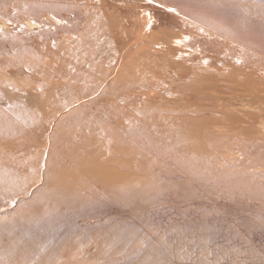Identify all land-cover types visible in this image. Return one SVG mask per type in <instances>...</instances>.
Masks as SVG:
<instances>
[{
    "label": "rangeland",
    "instance_id": "1",
    "mask_svg": "<svg viewBox=\"0 0 264 264\" xmlns=\"http://www.w3.org/2000/svg\"><path fill=\"white\" fill-rule=\"evenodd\" d=\"M0 23V162L28 155L1 263L264 264V143L227 123L264 106V0H0Z\"/></svg>",
    "mask_w": 264,
    "mask_h": 264
},
{
    "label": "bare ground",
    "instance_id": "2",
    "mask_svg": "<svg viewBox=\"0 0 264 264\" xmlns=\"http://www.w3.org/2000/svg\"><path fill=\"white\" fill-rule=\"evenodd\" d=\"M78 1V0H77ZM114 1V0H113ZM125 1V0H124ZM120 2H122V1H120ZM120 2H117L118 4H121ZM89 3V2H88ZM113 3H115V2H113ZM118 4H115L116 6L115 7H117V5ZM113 5V4H112ZM121 6H123L124 7V5L122 4ZM121 6H119V7H121ZM113 7H114V5H113ZM131 7V6H130ZM133 8H135V7H133ZM112 10H113V8H112ZM111 10V11H112ZM119 10V9H118ZM114 12V11H113ZM110 13V12H109ZM116 13V12H115ZM170 13V12H169ZM107 16V15H106ZM144 16V15H143ZM47 18V17H46ZM45 20V19H44ZM133 20V19H132ZM139 21V20H138ZM138 21H137V23H138ZM2 22V21H1ZM28 22V21H27ZM54 22V21H53ZM133 22H134V20H133ZM52 23V22H51ZM3 24V23H2ZM0 25H1V23H0ZM57 25V24H56ZM141 25V24H140ZM147 25V24H146ZM7 26V25H6ZM32 26V25H31ZM128 26H129V24H128ZM128 26H126V28L128 27ZM132 26H134V25H132ZM136 26V25H135ZM135 26H134V28H135ZM137 26H138V24H137ZM28 27V26H27ZM33 27V26H32ZM1 28V27H0ZM4 28V27H3ZM35 28V27H34ZM134 28H131L132 30H134ZM9 29V28H8ZM128 29V28H127ZM136 29H138L139 30V34L137 35V37L138 38H143V39H150V38H152V39H155V35H152V36H147V33L149 32V31H151V30H149L147 27H145V26H140L139 28L137 27ZM114 31V30H113ZM117 31V30H116ZM128 31V30H127ZM125 32V31H124ZM129 32V31H128ZM132 32V31H131ZM112 33H116L115 31L114 32H112ZM117 33H119V31H117ZM116 33V34H117ZM127 33V32H126ZM125 33V34H126ZM157 33V32H156ZM199 33V32H198ZM198 33H196V37H198ZM202 33V32H201ZM115 34V35H116ZM120 34H122V33H120ZM131 34V33H130ZM128 35V34H127ZM62 36V35H61ZM125 36V35H124ZM123 36V37H124ZM160 38V37H159ZM71 39H72V37H71ZM70 38H69V40H71ZM202 39H207V36H206V38H205V36L202 38ZM216 40H217V38H215ZM126 40V39H125ZM139 41V40H138ZM142 41V40H141ZM160 41V40H159ZM158 41V42H159ZM171 41H172V39H171ZM209 41H211V40H209ZM226 41V40H225ZM168 42V41H167ZM222 42H224V41H222ZM228 42V41H227ZM227 42H225V43H227ZM63 42L61 41V44H62ZM141 43V42H140ZM162 43V42H161ZM229 43H231V42H229ZM228 43V44H229ZM218 44H220L219 43V41H218V43L216 44V45H218ZM228 44H223L222 43V45H224V46H226V45H228ZM232 44V43H231ZM231 44H229V45H231ZM213 45H214V43H213ZM235 45V44H234ZM70 46V45H69ZM210 46V45H209ZM235 46H237V45H235ZM211 47V46H210ZM227 47V46H226ZM223 48V47H222ZM209 49V48H208ZM212 49V48H211ZM217 49V48H216ZM88 50V49H87ZM227 50H228V48H227ZM227 50H225V49H223L222 51L223 52H226ZM211 51V50H210ZM222 51H219V52H221L222 53ZM228 51H230V50H228ZM228 51L226 52V54L225 55H228ZM85 52V51H84ZM172 52V51H171ZM212 52V51H211ZM213 52H215V51H213ZM218 52V51H217ZM232 53V52H231ZM156 55V54H155ZM154 55V56H155ZM195 55V54H194ZM224 55V56H225ZM232 55H234V54H232ZM223 56V57H224ZM236 56V55H235ZM194 57V56H193ZM192 57V58H193ZM200 57V56H199ZM226 57H228V56H226ZM237 57V56H236ZM153 58V57H152ZM155 58V57H154ZM154 58H153V60H154ZM158 58V57H157ZM230 58H232L231 56H230ZM116 59V58H115ZM66 60V59H65ZM155 62H156V59L154 60ZM153 61V62H154ZM158 61V60H157ZM52 62V61H51ZM155 62H154V64H155ZM160 63H162V62H160ZM158 64V63H157ZM156 64V65H157ZM176 64H178V63H176ZM61 66V65H60ZM161 66V65H160ZM63 67V66H62ZM59 69V68H58ZM144 68H141L140 67V70H143ZM148 69V68H147ZM71 70V69H70ZM10 71V70H9ZM135 71V70H134ZM147 71V70H146ZM149 71H151V69H149ZM148 71V72H149ZM173 72V71H172ZM138 73H141V74H143L142 73V71H138ZM165 74V73H164ZM156 75V74H155ZM163 76V75H162ZM158 78V77H157ZM259 82V81H258ZM257 82V83H258ZM261 82V81H260ZM155 83V82H154ZM152 84V83H151ZM244 85V84H243ZM253 86V85H252ZM256 86H258V85H256ZM256 86H254V87H256ZM260 86H262V85H260ZM151 87V86H150ZM259 87H257V89H258ZM162 89V88H161ZM136 91V90H135ZM152 91H154V90H152ZM164 91V90H163ZM159 92V91H158ZM250 92H252L251 94L252 95H254V96H251V98H254L255 96H256V93L257 92H253V91H250ZM58 93V92H57ZM132 93H134V92H132ZM211 93V92H210ZM259 93V92H258ZM131 94V93H130ZM147 94V93H146ZM149 94V93H148ZM262 94H264V93H262ZM132 95V94H131ZM139 96V95H138ZM179 96V95H178ZM213 96V95H212ZM144 97H146V96H144ZM147 97H149V96H147ZM153 97V96H152ZM180 97V96H179ZM151 98V97H150ZM157 98V97H156ZM183 98V97H182ZM189 98V97H188ZM188 98H186V99H188ZM8 99V98H7ZM148 99V98H147ZM147 99H146V101H147ZM184 99V98H183ZM263 99V98H262ZM218 100V99H217ZM169 101V100H168ZM229 101V100H228ZM108 102V101H107ZM166 102V101H165ZM246 102V101H245ZM249 102V101H248ZM146 103V102H145ZM214 103V102H213ZM234 103V102H233ZM102 104H104V103H102ZM101 104V105H102ZM107 104V103H106ZM151 104V103H150ZM155 104V103H154ZM153 104V105H154ZM206 104V103H205ZM205 104H202V105H205ZM221 104V103H220ZM261 105H264V100L260 103ZM111 105V104H110ZM149 105V104H148ZM227 105V104H226ZM247 105H249L248 103H246V104H244V107H246ZM81 106V105H80ZM143 106V105H142ZM207 106H209V103H207ZM242 106V105H241ZM260 106V105H259ZM153 107H157V106H153ZM248 107V106H247ZM251 107V109L252 110H248V108H250ZM247 108V110L249 111V113H243L242 115H234V113H233V115L230 113V111L228 110L227 111V114H229V116H230V121H228V120H226V121H228L227 123L229 124V128H231V129H237V130H239V131H237V133H235V135L237 136V137H239V139H240V142H242V145L243 144H247V142H251V143H253V144H260V143H264V106H263V108H257V106L256 107H253L252 108V106L251 105H249V107ZM88 109V108H87ZM152 109V108H151ZM223 109H225V108H223ZM222 109V110H223ZM246 109V108H245ZM244 109V110H245ZM192 110H194L193 108H192ZM231 110V109H230ZM236 110V109H235ZM117 111H118V109H117ZM190 111V110H189ZM185 112V111H184ZM236 112H238V111H236ZM221 113H224V111L223 112H221ZM92 114V113H91ZM238 114V113H237ZM225 115H226V113H225ZM94 116H95V114H94ZM174 116H176V115H174ZM187 116V115H186ZM216 116V115H215ZM228 116V117H229ZM183 117V116H182ZM208 117V116H207ZM214 117V116H213ZM200 118V117H199ZM223 118V117H222ZM220 119V118H219ZM226 119V118H225ZM100 120V119H99ZM213 120H215L214 118H213ZM121 122V121H120ZM214 122H216V121H214ZM224 122H225V120H224ZM122 123V122H121ZM74 125V124H73ZM88 126V125H87ZM262 128H260V127ZM215 128V127H214ZM221 128V127H220ZM225 129V128H224ZM260 129V130H259ZM220 131L221 130V132L223 133V131H222V129H216V131ZM227 132V131H226ZM203 133V132H202ZM210 134V133H209ZM224 134H225V132H224ZM229 134H231V133H228V135ZM223 135V134H222ZM227 135V134H226ZM232 135V134H231ZM233 136V135H232ZM236 138V137H235ZM238 139V138H237ZM235 142H236V140H234ZM220 142V141H219ZM229 142H231V140L229 141ZM218 143V142H217ZM18 145H19V143H17ZM238 144V143H237ZM5 146H7V145H5ZM10 146V145H9ZM8 146V147H9ZM3 147V146H2ZM29 147L31 148V145H29ZM261 147V146H260ZM262 147H263V145H262ZM261 147V148H262ZM14 149L15 150V152L17 151L18 152V150H20L19 148H17L16 146H13V147H9V149L8 150H10V149ZM21 148V150L23 151L24 149H25V152L26 153H28V150H26V147L23 145V146H21L20 147ZM49 149H53V148H49ZM48 149V150H49ZM235 149V148H234ZM260 149V148H259ZM262 149H264V147L262 148ZM20 150V151H21ZM259 151V150H258ZM257 151V152H258ZM9 152V151H8ZM12 152H14V151H12ZM24 152V153H25ZM55 153H58V152H55ZM145 153V152H144ZM212 153V152H211ZM214 153V152H213ZM226 153V152H225ZM22 154V153H21ZM45 154V153H44ZM226 154H228V152L226 153ZM229 155V154H228ZM228 155H226V157L228 156ZM232 155V154H231ZM16 156V155H15ZM45 156V155H44ZM28 158V155L26 154H24V156L23 155H19L18 157H16L15 159H14V161H11L10 163H8V164H4V165H1L2 163L0 162V176H3V175H5L6 173H7V171L8 170H10V169H18V168H20L21 166L23 167L24 166V163H23V160L25 159V158ZM31 157V156H30ZM232 157V156H231ZM5 158V157H4ZM8 158V157H7ZM6 158V159H7ZM32 158H34V157H32ZM229 158H230V156H229ZM233 158V157H232ZM251 158V157H250ZM2 159V158H1ZM238 159V158H237ZM15 160H17V161H15ZM35 160V159H34ZM47 160V159H46ZM30 160L28 159V162H29ZM13 162V163H12ZM27 162V161H26ZM43 163V162H42ZM228 163V162H227ZM230 163H232V162H230ZM235 163V162H234ZM260 163V162H259ZM31 164H32V162H31ZM34 165V164H33ZM32 165V166H33ZM37 165V164H36ZM264 166V165H263ZM25 167V166H24ZM27 167V166H26ZM29 168V167H28ZM32 168V167H31ZM39 168H41V167H39ZM14 169V170H15ZM255 169V168H254ZM257 169V168H256ZM31 170V169H30ZM35 170V169H34ZM258 170H260V169H258ZM18 171V170H17ZM263 171V170H262ZM11 172V171H10ZM33 172V171H32ZM36 172V171H35ZM41 172V171H40ZM256 172V171H255ZM19 173V172H18ZM157 174V173H156ZM9 175V174H8ZM7 176V175H6ZM6 176H5V178L4 179H6ZM18 176H21V175H19L18 174ZM25 176V175H24ZM10 177V176H9ZM17 177V176H16ZM39 177V176H38ZM26 178H29V177H26ZM8 179V178H7ZM39 179H40V177H39ZM3 180V179H2ZM29 180H30V178H29ZM4 181V180H3ZM6 181V180H5ZM11 182L13 181L12 179L10 180ZM27 181H28V179H27ZM44 181V180H43ZM19 182V181H18ZM20 182H23V181H20ZM36 182V181H35ZM14 183V182H13ZM43 183V182H42ZM15 184H16V182H15ZM30 184H31V182H30ZM2 185V184H1ZM0 185V186H1ZM17 185V184H16ZM26 185V184H25ZM29 185V184H28ZM3 186V185H2ZM9 187V186H8ZM7 187V188H8ZM19 187H20V185H19ZM24 187V186H23ZM26 187V186H25ZM4 188V187H3ZM46 188V187H45ZM41 189H42V187H41ZM36 191H38V190H36ZM35 191V192H36ZM39 191H40V189H39ZM43 191V190H42ZM30 192V191H29ZM38 193V192H37ZM29 194V193H28ZM34 194V193H33ZM47 195V194H46ZM24 196V195H23ZM26 196V195H25ZM12 198H14V197H12ZM37 198V197H36ZM175 198V197H174ZM30 200H32L31 198H30ZM39 200V199H38ZM8 201H10V200H8ZM12 201H13V199H12ZM5 202V201H4ZM32 202V201H31ZM31 202H30V204H31ZM35 202H33V204H34ZM18 204V206L20 207V205H19V203H17ZM23 204V203H22ZM25 204H26V201H25ZM24 204V205H25ZM37 205V204H36ZM17 206V205H16ZM38 206H39V204H38ZM37 206V207H38ZM39 208V207H38ZM16 209V208H15ZM34 209H36V208H33V210ZM23 211V210H22ZM26 211V210H25ZM27 211H30V210H27ZM40 213V212H39ZM16 215V216H15ZM15 215H13V218H12V215H11V213H10V216H11V218H12V220L14 219L15 221L18 219V217H17V215H18V212L15 214ZM14 216L16 217V219L14 218ZM3 217V216H2ZM4 220V219H3ZM0 221H1V223L3 222L1 219H0ZM5 221H6V219H5ZM4 221V222H5ZM11 221V220H10ZM9 221V222H10ZM3 222V223H4ZM156 241V240H155ZM9 260L7 259V260H5V263L3 262V263H1L0 262V264H7V262H8Z\"/></svg>",
    "mask_w": 264,
    "mask_h": 264
},
{
    "label": "snow or ice",
    "instance_id": "3",
    "mask_svg": "<svg viewBox=\"0 0 264 264\" xmlns=\"http://www.w3.org/2000/svg\"><path fill=\"white\" fill-rule=\"evenodd\" d=\"M152 2H153V0H148V3H152ZM169 11H175V9H169ZM149 27H151V16H150V14H149ZM185 39H187V37H185ZM177 43L179 44L180 41H177ZM205 63H207V61H205ZM238 63H239V61H238Z\"/></svg>",
    "mask_w": 264,
    "mask_h": 264
}]
</instances>
